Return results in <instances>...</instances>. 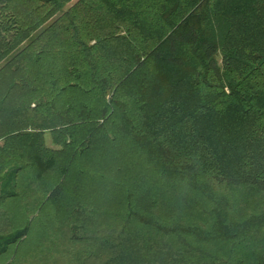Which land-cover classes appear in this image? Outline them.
Masks as SVG:
<instances>
[{
	"label": "trees",
	"instance_id": "trees-1",
	"mask_svg": "<svg viewBox=\"0 0 264 264\" xmlns=\"http://www.w3.org/2000/svg\"><path fill=\"white\" fill-rule=\"evenodd\" d=\"M0 264H264V0H0Z\"/></svg>",
	"mask_w": 264,
	"mask_h": 264
},
{
	"label": "rangeland",
	"instance_id": "rangeland-1",
	"mask_svg": "<svg viewBox=\"0 0 264 264\" xmlns=\"http://www.w3.org/2000/svg\"><path fill=\"white\" fill-rule=\"evenodd\" d=\"M220 59V57L218 56V60ZM44 139H45V143L46 145L50 146V147H54V144L52 142V138H51V134L49 131H46L44 133Z\"/></svg>",
	"mask_w": 264,
	"mask_h": 264
}]
</instances>
